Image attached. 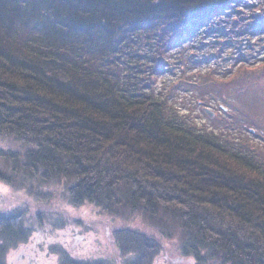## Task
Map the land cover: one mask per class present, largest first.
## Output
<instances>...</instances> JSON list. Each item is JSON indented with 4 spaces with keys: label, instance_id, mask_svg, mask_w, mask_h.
I'll return each mask as SVG.
<instances>
[{
    "label": "trees",
    "instance_id": "obj_1",
    "mask_svg": "<svg viewBox=\"0 0 264 264\" xmlns=\"http://www.w3.org/2000/svg\"><path fill=\"white\" fill-rule=\"evenodd\" d=\"M250 3L0 0V182L24 183L46 202L41 187L56 182L59 217L61 207L89 204L113 217L142 211L163 231L179 227L181 251L195 264H264V159L229 126L239 111L247 128L238 107L264 106V96L249 77L233 81L222 101L231 118L205 128L152 84L159 52L144 55L205 10L238 14ZM258 11L264 18V6ZM254 62L242 59L251 64L244 71L263 75ZM35 200L25 202L33 216L23 224L22 206L0 209V264L7 244L25 237L21 226L31 231L44 215ZM132 230H113L119 256L149 264L153 250Z\"/></svg>",
    "mask_w": 264,
    "mask_h": 264
},
{
    "label": "rangeland",
    "instance_id": "obj_2",
    "mask_svg": "<svg viewBox=\"0 0 264 264\" xmlns=\"http://www.w3.org/2000/svg\"><path fill=\"white\" fill-rule=\"evenodd\" d=\"M250 2L251 6L238 14L221 7L205 10L198 17L177 25L173 33L165 34L166 43L163 38L155 40L153 48L144 54L149 58L153 49L159 52L156 56L159 64L155 65L157 71L152 75V84L166 96L164 99H169L179 112L188 113L196 123L211 130L216 131V125L231 118L217 104L227 99L225 89L229 90L233 81L249 77L264 96V81L259 79L264 78L262 69L253 67L244 71V67L251 64L242 63V59L248 58L255 61L252 64H264V21L259 24L251 18L253 13L259 20L264 19L258 11L260 6H264V0ZM119 70L123 73L124 67L120 66ZM217 90H221L224 96H220ZM233 99L239 101L236 97ZM260 103L248 102L238 107L244 109L242 114L249 118L244 124L247 128L240 127L236 120L241 115L231 119L229 125L236 141L249 143L250 151L259 160L264 159V106L258 105ZM166 104L167 109H171L170 103ZM203 107H212L215 113L209 115ZM238 119L244 123L243 116ZM249 126H253L255 131L250 132ZM29 191L24 183L17 182L10 187L0 182V209L22 206L25 209L21 213L22 224L24 219L33 216L28 205L34 198L40 201L38 208L44 212H40L44 215L39 222L35 220L31 231L25 228L26 225L21 226L25 237L7 244L2 256L3 264H60V260H73L74 257L80 264H127L123 260L127 257L119 256L113 238L115 229L121 227L133 229L139 234L137 239L147 240L148 246L139 245L153 250L149 264H195L192 257L183 255L181 251L179 227L168 228L170 232L163 231V228L152 225L146 216L143 217L142 211L128 214L125 218L123 214L113 217L108 211H98L92 204L65 206V210L61 207L63 212H58L59 217L54 211L60 204L56 209L52 203H61L64 199L56 182L51 181L41 187L42 197H46L47 202L38 200V192ZM14 199L16 203H13ZM26 201L28 205H25ZM43 206L49 208L48 211ZM62 216L68 223H63ZM130 242L136 244L134 238H130Z\"/></svg>",
    "mask_w": 264,
    "mask_h": 264
},
{
    "label": "bare ground",
    "instance_id": "obj_3",
    "mask_svg": "<svg viewBox=\"0 0 264 264\" xmlns=\"http://www.w3.org/2000/svg\"><path fill=\"white\" fill-rule=\"evenodd\" d=\"M130 230V229H127V231Z\"/></svg>",
    "mask_w": 264,
    "mask_h": 264
}]
</instances>
